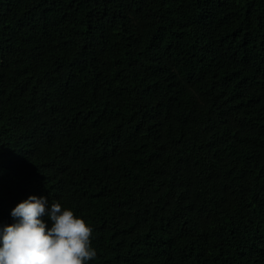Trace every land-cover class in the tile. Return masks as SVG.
I'll return each instance as SVG.
<instances>
[{"label":"trees","instance_id":"1","mask_svg":"<svg viewBox=\"0 0 264 264\" xmlns=\"http://www.w3.org/2000/svg\"><path fill=\"white\" fill-rule=\"evenodd\" d=\"M31 195L89 264H264V0H0V225Z\"/></svg>","mask_w":264,"mask_h":264},{"label":"clouds","instance_id":"2","mask_svg":"<svg viewBox=\"0 0 264 264\" xmlns=\"http://www.w3.org/2000/svg\"><path fill=\"white\" fill-rule=\"evenodd\" d=\"M11 217L14 223L0 225V264H89L96 258L92 228L59 202L31 195Z\"/></svg>","mask_w":264,"mask_h":264}]
</instances>
